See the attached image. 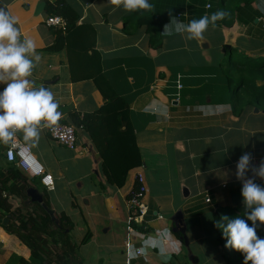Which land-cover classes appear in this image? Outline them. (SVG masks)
Wrapping results in <instances>:
<instances>
[{
	"label": "crops",
	"instance_id": "crops-1",
	"mask_svg": "<svg viewBox=\"0 0 264 264\" xmlns=\"http://www.w3.org/2000/svg\"><path fill=\"white\" fill-rule=\"evenodd\" d=\"M54 1L0 0V8L17 16L22 37L34 41L41 59L31 79L37 87L47 85L60 102V121L70 123L72 113L83 118L105 100L93 79L72 81L64 43L61 49L51 48L59 29L45 20L48 4ZM67 1L80 11L78 23H90L95 29L101 69L118 94L131 103V121L144 161L129 172L123 187H116L106 183L101 157L86 130L78 131L76 151L52 139L46 128L35 146L18 135L53 177L52 190L40 177L30 188L49 203L54 215L65 212L70 217V223H58L70 230L78 245L76 264H165L158 249L149 248L130 262L127 250L129 245L140 248L149 236H159L166 229L165 243L180 242L179 254L173 252L167 264L237 260L238 254L221 242L223 232L216 224L227 206L236 209L240 218L245 214L236 164L245 152L251 153L254 166L264 160V110L247 107L241 115L233 113L228 74H237L228 58L235 54L264 59V0L229 12L223 20L230 24L220 26L222 19L218 20L199 42L182 34L165 35L164 25L172 18L186 24L211 16L217 12L211 10L215 1L211 7V0H149L153 7L143 12L149 22L140 27L127 20L134 12L113 11L108 0ZM87 33L91 32L77 30L75 45ZM89 63L79 70H95V64ZM263 83V79L257 82ZM5 87L0 83V92ZM151 105L166 107L167 116L145 112ZM8 146L0 144L2 168L11 164L6 157ZM138 173L145 176L149 211L148 228H138L136 235L127 226L128 195ZM247 175L252 177L251 171ZM254 182L264 187V179L255 177ZM40 185L47 189L46 196ZM13 204L16 208L21 202L15 198ZM259 228L264 233V225ZM0 264L40 263L34 261L29 247L0 225Z\"/></svg>",
	"mask_w": 264,
	"mask_h": 264
},
{
	"label": "trees",
	"instance_id": "trees-1",
	"mask_svg": "<svg viewBox=\"0 0 264 264\" xmlns=\"http://www.w3.org/2000/svg\"><path fill=\"white\" fill-rule=\"evenodd\" d=\"M214 1L216 5L211 10H222L227 15L240 7L250 5L253 0H211V7H213ZM48 11L49 15H61L66 20V27L59 29L56 44L51 48L61 49L63 43L67 47L72 81L93 79L105 100L104 104L96 111L85 114L83 118L72 113L73 122L70 123L84 124V130L88 132L101 157V171L105 176L106 183L123 187L129 172L142 166L144 162L136 130L131 121V103L126 97L118 94L103 73L100 63L101 55L96 48V31L90 23H78L81 17L80 11L67 0L50 2ZM143 12L136 11L129 15L127 20L136 24V27H140L149 22ZM230 22L222 19L218 25H228ZM77 30L83 34L85 31L91 32L81 37L82 43L79 46L75 45L77 42L74 40ZM86 39L90 40L87 42ZM155 41L156 39L153 38L152 42ZM85 63H89L93 67L95 64L96 69L92 72L79 70ZM228 64L234 69L233 71L231 68L234 74H237V77L228 74V82L232 88L231 108L233 113L241 115L247 107H259L264 110V83L257 84L258 80H264V71L263 74L259 73L264 68V59L256 61L232 54L228 58ZM44 87L47 88V85ZM35 178L25 174L14 161L6 168L0 167V225L30 248L34 261L40 264H76L78 245L73 242L70 230L56 222L58 220L60 223H70V217L62 212L56 214V218L53 219L41 203L32 200L28 189L32 184H36ZM39 187L46 196L47 189L42 185ZM138 189L139 184L136 182L128 199ZM15 198L21 202L20 206L16 208L13 207ZM26 201L28 203H24ZM47 204L49 206L48 202ZM226 209L219 217L220 223L227 222L221 220L224 215L230 219L237 217L236 209L231 210L228 206ZM242 215V219H245L251 226L252 222L247 220L245 214ZM6 217H9V223L4 225L3 220ZM136 227L142 228L137 224ZM256 231L257 235L264 239V233L259 227ZM220 240L225 244L223 233ZM234 253L238 254V258L234 261L230 260V264H244V256L235 250ZM249 264H251L250 261Z\"/></svg>",
	"mask_w": 264,
	"mask_h": 264
},
{
	"label": "clouds",
	"instance_id": "clouds-1",
	"mask_svg": "<svg viewBox=\"0 0 264 264\" xmlns=\"http://www.w3.org/2000/svg\"><path fill=\"white\" fill-rule=\"evenodd\" d=\"M113 11L123 9L128 12L150 11L153 7L149 0H108ZM226 13L219 10L211 16L192 19L188 23L172 18L164 25L163 34L184 35L187 40L202 41L209 26H216L218 20ZM18 17L5 8H0V83L6 87L0 92V144L10 145L16 142L18 135L23 141L35 146L43 129H52L58 125L62 113L58 110L60 102L54 93L43 85L36 86L31 79L33 70L41 57L36 52L34 41L22 37L18 25ZM145 112L167 116V109L161 105H151ZM251 171L252 177H248ZM236 178L242 182L241 195L247 220L239 216L229 218L224 215L216 226L222 229L226 238V248L240 252L244 256V264H264V239L257 235V227L264 225V187L255 183V177L264 179V160L258 166L252 164L250 152L243 153L236 164ZM259 222V224L257 223ZM169 239L166 229L159 236H149L140 248L129 245L127 256L129 262L139 255L146 254L149 248L158 249L165 264L171 254L180 252V242L165 243Z\"/></svg>",
	"mask_w": 264,
	"mask_h": 264
},
{
	"label": "built area",
	"instance_id": "built-area-1",
	"mask_svg": "<svg viewBox=\"0 0 264 264\" xmlns=\"http://www.w3.org/2000/svg\"><path fill=\"white\" fill-rule=\"evenodd\" d=\"M45 23L55 29H64L66 27V20L61 15H49L46 18ZM84 129L83 123L80 125H74L59 121L58 125L54 126L52 129H47V131L52 139L63 144L68 149L76 151L78 149V131ZM6 157L10 162L14 161L28 176L40 177L47 189L52 190L55 188L52 175L45 172L43 165L33 154L31 146L20 140L18 136L16 142L10 144L6 149ZM136 182L139 184V189L128 199L130 214L128 217L127 228L129 233L138 235L139 233L136 224L144 229L148 228L146 217L149 211V206L145 201L147 188L143 173L137 174ZM207 201H210V199L207 198Z\"/></svg>",
	"mask_w": 264,
	"mask_h": 264
},
{
	"label": "water",
	"instance_id": "water-1",
	"mask_svg": "<svg viewBox=\"0 0 264 264\" xmlns=\"http://www.w3.org/2000/svg\"><path fill=\"white\" fill-rule=\"evenodd\" d=\"M83 3L88 4L90 2V0H81ZM28 194L30 195V197L32 198L33 201L39 202L41 203L47 210L48 212L51 214L52 218L55 219V215H54V211L52 209H50L44 202L42 199V196H38V194L36 193V190L34 188H29L28 189ZM56 222L58 223V220H56ZM9 223V217L4 218L3 220V224L7 225Z\"/></svg>",
	"mask_w": 264,
	"mask_h": 264
}]
</instances>
